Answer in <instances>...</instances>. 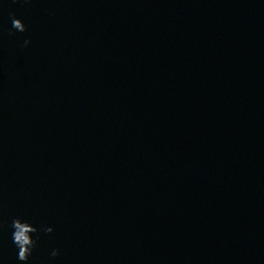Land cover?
Instances as JSON below:
<instances>
[{"label": "water", "instance_id": "1", "mask_svg": "<svg viewBox=\"0 0 264 264\" xmlns=\"http://www.w3.org/2000/svg\"><path fill=\"white\" fill-rule=\"evenodd\" d=\"M17 217L27 264H264V0H0V264Z\"/></svg>", "mask_w": 264, "mask_h": 264}, {"label": "clouds", "instance_id": "2", "mask_svg": "<svg viewBox=\"0 0 264 264\" xmlns=\"http://www.w3.org/2000/svg\"><path fill=\"white\" fill-rule=\"evenodd\" d=\"M12 27L19 32H25L27 31V27L25 23L19 19L16 18L15 15L12 16ZM31 43L30 40L24 41V47H27ZM11 227L13 229L12 232V240L13 243L16 245L18 249V260L25 262L27 264V261L29 260L30 256L33 253V250L36 247V240L33 238V233H36L39 231L37 227H35L33 224L29 223L28 221L23 220L20 217L14 218ZM47 233H52L54 229L52 227H46L44 229ZM59 250H54L51 255L53 257L58 256Z\"/></svg>", "mask_w": 264, "mask_h": 264}]
</instances>
